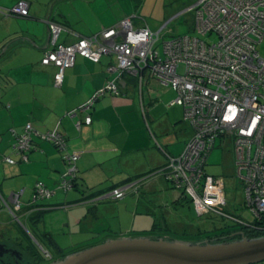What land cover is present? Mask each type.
Listing matches in <instances>:
<instances>
[{"label":"crops","instance_id":"0c3cea01","mask_svg":"<svg viewBox=\"0 0 264 264\" xmlns=\"http://www.w3.org/2000/svg\"><path fill=\"white\" fill-rule=\"evenodd\" d=\"M20 1L28 3V17L0 15V198H3L2 191L11 190L9 197L22 192L19 201L26 206L34 184L42 182L53 194L36 203L34 211H42L38 228L31 226L28 214L25 218L36 233L34 236L45 239L47 244V235L56 241L51 231L46 230L47 222L51 229L58 226L54 229L56 232L71 238L84 232L94 237L108 234L110 224L100 221L102 209L107 206L100 208V205L105 200L124 201L125 197L112 199L111 192L134 181L139 182L143 192L159 194V197L165 195L164 200L169 194L173 206H179L178 192L171 189L159 173L168 164V158L178 157L183 152L191 136V129L182 121L181 107L170 104L176 93L148 73L141 86L135 77L123 73L118 84L119 95L105 94L86 112L69 117V112H76L107 82L116 78V74L106 72V67L114 62L113 57L102 56L94 62L76 55L73 66L64 70L59 86L54 84L56 67L40 63L45 51L51 48L48 20H54L63 28L56 43L72 45L129 19L134 0H0V8L10 10ZM140 24L134 23L136 27ZM88 114L91 123L77 128V122L83 123ZM27 123L33 128V145L28 162L21 163L11 149L12 132L21 133ZM52 130L66 138L67 152L78 155L75 167L80 190L63 193L57 189L67 166L61 153L38 137ZM6 157L17 163L7 164ZM90 191L106 194L85 200L83 193L86 195ZM128 194L133 201L132 204L125 201V210H131L133 205L137 211L138 201L135 204L136 198ZM24 195L28 196L25 203L21 201ZM164 205L168 207L166 202ZM57 210L65 211L63 221H53ZM145 211L149 214L144 218L151 222L150 211ZM113 218L119 226L120 217ZM96 222L101 225L97 233L94 232ZM59 242L56 241L60 248L69 247Z\"/></svg>","mask_w":264,"mask_h":264},{"label":"built area","instance_id":"2783aa9c","mask_svg":"<svg viewBox=\"0 0 264 264\" xmlns=\"http://www.w3.org/2000/svg\"><path fill=\"white\" fill-rule=\"evenodd\" d=\"M191 12V34L168 39L151 31L141 19L140 27H136L134 19L138 16L132 15L97 35L63 45L56 43L62 27L48 21L51 48L40 63L56 67L54 84L59 86L64 70L73 66L76 55L94 62L102 56L113 57L106 72L116 74V78L78 112H86L95 99L107 93L119 95L123 73L135 77L139 86L148 73L170 87L176 93L170 104L182 108V118L191 127L192 136L178 157L168 158L165 179L174 181L178 198L191 199L198 217L214 214L244 225L223 211L224 178L205 174L203 165L216 140L231 143L234 176L243 189L244 207L255 219H264V0H200ZM0 14L26 17L28 3L20 1L10 10L0 8ZM67 116H75V111ZM90 123L91 118L85 116L84 124ZM76 127H80V122ZM32 134L29 123L15 134L12 150L21 162L28 161ZM38 137L55 145L67 166L57 189L63 193L73 190L71 180L76 175L78 155L67 152L63 136L56 130ZM4 161L15 163L10 157ZM128 189L127 185L117 187L110 196L120 200ZM21 194L12 196L15 211L21 208ZM52 194L42 182H37L32 202L46 200ZM45 258L50 260L51 256L45 254Z\"/></svg>","mask_w":264,"mask_h":264},{"label":"rangeland","instance_id":"374dc122","mask_svg":"<svg viewBox=\"0 0 264 264\" xmlns=\"http://www.w3.org/2000/svg\"><path fill=\"white\" fill-rule=\"evenodd\" d=\"M199 1L200 0H134L135 6L134 9L131 10L133 12L131 16H138V19H134L135 23L139 24V19H141L145 22L150 30H152L153 32H158L163 39H168L174 36L184 35L189 32L193 25L191 10L199 3ZM144 22H142V24H144ZM263 49L264 43L262 44V50ZM181 71L182 69L180 67L178 72L181 73ZM232 160L233 153L231 146H220L219 142L217 141L215 149L209 155L205 170L209 176H221L224 178L226 200L228 202V205L226 204L227 207L225 208L229 207L237 217L243 219L244 221L251 222L253 221V215L247 208L244 207L243 189L241 185L238 184V182L235 180ZM0 172H2L1 169ZM12 187V189L16 192L19 191L16 187ZM2 192L4 193L2 194L3 198H0V223H5V226L0 227V231H2L1 234H4V236H9L12 240L18 241L19 243L23 244L24 250H36L40 255L41 248H43L44 250L49 251L53 254L52 249L48 245L49 239L46 238V240H48L47 244L45 243V239L40 240L39 238H36L34 236L36 235V233L30 229V225L26 222L25 216L18 214L17 217H19V220L17 222V220L12 217L9 211L5 207L1 206L2 199L7 201L11 190L9 192ZM164 196L165 195H161V197H159V194H148L147 192H143L142 194H140L139 200H135V204L137 203V201L139 203L136 206L139 208L137 211H135L133 205L130 207L131 210L127 209L128 211H126L124 208L125 201H131L132 204L133 200L130 199V196H125V198L123 199L124 201L105 200L103 203H101L100 208L102 206H107V208L102 209L100 221L110 224L111 228L107 229L109 231L108 234L100 233V235L94 237L89 236L88 233L84 232L80 235H74L72 236L73 238H71L67 235L64 236L61 233L56 232L54 229H58V226H55L54 229H51V225L48 222L46 224V230L51 231L57 242L60 241L63 244L69 246L65 251L76 248L85 249L88 248L84 247L86 245L94 244L96 242H99L100 240L104 242L107 239L118 238L119 234H125L128 237L150 236L157 238L158 235L156 234H162L164 232L162 231L161 233V231L159 230L155 234L154 232L150 233V231L152 229L154 220H162L159 211L161 205H164L165 202L167 203V210L169 211L168 213H166L165 219L170 220L173 217L170 221H172L173 219L175 221H178V223L175 224L172 228L173 232H175V230L183 231L179 228L181 226H186L184 231H186L187 235H192L193 231H196L195 229H197L199 225H208L207 223L209 222V219H207L206 217H198L194 211L191 201L188 198L181 201L183 203L182 205H179L176 207V209H173L174 206L172 204V200H170L169 194H166L165 200L163 199ZM27 199V195L21 197V201L23 203H25ZM167 200H169L170 202ZM161 208L164 207L162 206ZM145 209H148L150 211L151 215L149 217H151L152 219L151 222L144 218V216L149 214L146 213ZM110 210L114 211L113 215L111 214ZM134 215L135 220L133 218ZM114 216L120 217L121 221L119 226L117 221L115 222V218H113ZM54 217L55 220L53 221H63L65 219V211L57 210ZM210 220L214 225L225 223L224 221L219 220L217 217L210 218ZM56 224H59V222H57ZM94 225H96L94 232L97 233V230H99L101 227L100 222H96ZM64 232L67 234L66 230ZM168 233L171 234V236L173 235L170 232ZM110 236L113 237L110 238ZM161 236L165 238L169 237V235ZM173 236L176 237L175 235ZM184 238L190 239V236H186ZM234 240H239L236 235L227 238V241L225 242H231ZM175 241L182 240L175 239Z\"/></svg>","mask_w":264,"mask_h":264},{"label":"water","instance_id":"95a60500","mask_svg":"<svg viewBox=\"0 0 264 264\" xmlns=\"http://www.w3.org/2000/svg\"><path fill=\"white\" fill-rule=\"evenodd\" d=\"M63 28L59 31V33ZM49 33V31H48ZM58 33V35H59ZM57 35V38H58ZM138 181L127 185L129 188ZM16 194V193H15ZM7 202L12 201V196ZM3 200V199H2ZM6 203L5 200H3ZM10 205V204H9ZM15 220L19 217L14 215ZM20 224V223H19ZM49 244L59 252L56 242ZM8 252L0 243V251ZM42 254L50 255L41 248ZM264 236L231 242H184L151 237H118L66 255L49 264H262Z\"/></svg>","mask_w":264,"mask_h":264},{"label":"trees","instance_id":"16d2710c","mask_svg":"<svg viewBox=\"0 0 264 264\" xmlns=\"http://www.w3.org/2000/svg\"><path fill=\"white\" fill-rule=\"evenodd\" d=\"M192 13V12H191ZM0 15H2L3 17H17V16H12V15H7V16H5V15H3V14H0ZM26 17H28V15L26 16ZM21 18H24V17H21ZM49 22H53V23H56L54 20H48ZM57 24V23H56ZM62 27V26H61ZM188 33H190L191 34V31H189ZM108 94V93H107ZM115 96V95H114ZM100 98V97H99ZM98 99V98H97ZM97 99H95V100H97ZM94 100V101H95ZM94 101H93V103H94ZM93 103H92V105H93ZM92 107V106H91ZM90 107V108H91ZM180 107V106H179ZM89 108V109H90ZM182 109V108H181ZM78 112V109H76V112H75V115H76V113ZM70 113V112H69ZM84 113V112H83ZM85 116H89V114L88 115H85ZM90 117V116H89ZM85 118V117H84ZM84 118H83V123H81L80 121V125L81 124H84ZM91 118V117H90ZM182 121L184 122V123H186L184 120H183V118H182ZM187 124V126L191 129V127L189 126V124L188 123H186ZM81 127V126H80ZM24 128V127H23ZM23 131V130H22ZM150 131V130H149ZM15 134H19V133H16L15 132ZM15 134H13L12 133V137H13V142H12V144H11V149H12V145H13V143H14V139H15ZM61 134V133H60ZM63 136V135H62ZM191 136H192V129H191ZM191 136H190V138H191ZM32 138V137H31ZM63 139H64V142H65V144L67 145V143H66V138L63 136L62 137ZM189 138V139H190ZM154 139V138H153ZM188 139V140H189ZM32 140V139H31ZM217 141L218 140H216L215 141V145H214V147L211 149V151L209 152V155L211 154V152L215 149V146H216V144H217ZM188 142V141H187ZM186 142V143H187ZM219 142V141H218ZM31 144L33 145V141H31ZM32 145H31V148H32ZM186 145V144H185ZM219 145L220 146H231V148H232V145H231V143H221V142H219ZM55 149L57 148L55 145H52ZM31 148H30V150H31ZM66 149H67V147H66ZM58 151V150H57ZM12 152L14 153V151L12 150ZM30 152V151H29ZM233 153V152H232ZM15 154V153H14ZM16 155V154H15ZM209 155H208V158H209ZM17 156H19V155H17ZM11 158V157H10ZM175 158V157H174ZM208 158H207V160L205 161V163H204V165H203V170L205 171V174H207V172H206V170H205V167H206V165H207V162H208ZM14 160V159H13ZM15 161V160H14ZM19 162H21L20 161V159H19ZM28 162V161H27ZM15 163H17L16 161H15ZM14 163V164H15ZM21 163H24V162H21ZM26 163V162H25ZM232 163H233V160H232ZM8 164V163H7ZM66 165V164H65ZM167 165H165V168L163 169H161V171L159 172L160 174H162L163 176H164V178H165V173H167ZM233 169H234V167H233ZM208 175V174H207ZM166 180V179H165ZM173 180V179H172ZM236 180V179H235ZM167 181V180H166ZM237 181V180H236ZM37 182H40V181H37ZM36 182V183H37ZM168 182V184H169V187L171 188V189H173V190H175L174 189V186H173V183H174V181H171V182H169V181H167ZM238 182V181H237ZM35 183V184H36ZM34 184V185H35ZM239 184V183H238ZM71 185L73 186L72 188H73V190H80V188L78 187L79 186V183H78V178H77V176L75 175L74 176V178L71 180ZM142 187L140 186V184H137V185H135V186H133V187H131L130 189H128L127 191H126V194L124 195V197L125 196H128L129 194L128 193H132L133 194V196L137 199V200H139V196H140V194H142L143 193V191H142V193H141V189ZM115 189V188H114ZM34 194V187H33V192H32V195ZM84 195V199L85 200H89V199H93V198H97V197H99V196H103L104 194H106V193H104L103 191L101 192V191H95V192H93V191H90V192H88L86 195H85V192L83 193ZM123 197V198H124ZM189 199L190 201H191V199L189 198V197H187V196H184L183 198H179V201L177 202V204H179V205H182L183 203L181 202V201H183V200H185V199ZM40 201H44V200H39V201H37V202H40ZM37 202H32V196H31V199L29 200V203L28 204H26V206L25 205H23L21 202H20V204H21V208L19 209V210H17V211H15V210H13V208H12V206L11 205H9V203L6 201V204H7V206L4 204V201L2 200V204H1V206L2 207H5L8 211H9V213L12 215V214H14L16 217H17V215L19 214H23L24 216L25 215H27L28 214V216H27V220H30V221H32V224H31V226L32 227H34L35 229H37L38 227H37V222L38 221H40V216H41V214H42V211H34V209L37 207ZM226 204L228 205V202H227V200H226ZM161 205V204H160ZM164 207V208H161V207ZM161 207H160V216H161V221H156V220H154V222H153V225H152V229H151V231H150V233L151 232H154L155 234L157 233V231H161V233H162V231L164 232V233H162V234H156V235H158V237L157 238H162V239H167V240H175V239H181L182 241H184V242H191V243H198V242H203V241H207V242H214V243H218V242H225V241H227V238H230L231 236H237V238L238 239H240V238H242V237H244V238H247V239H255V238H260V237H263L264 236V219H261V220H259V219H255L254 217H253V221H251V222H248V221H244L243 219H241V218H239V217H237L235 214H234V212L233 211H231V209L228 207V208H225L223 211H224V213L226 214V215H228V214H230L232 217H234V218H237V219H240V221L241 222H243V224L244 223H246V224H244V225H241V224H238V223H234L233 221H230V220H228V219H225V217H220V216H217V215H214V214H207V215H204V216H202L203 218L204 217H206L207 219H209V222L207 223L208 225H206V226H203L202 224L201 225H199V227L197 228V229H195L196 231H193V233H192V235H187L186 234V231H184V229H185V227H183V226H181L179 229H182L183 231H176L175 230V232H173V230H172V228L174 227V225L175 224H177L178 223V221H175L174 219L172 220V221H170V220H166L165 219V216H166V213H168L169 211L167 210V208H166V206L165 205H161ZM225 207H227V206H225ZM173 209H176V206L173 208ZM33 210V211H32ZM29 211H32V213H30L29 214ZM215 217H217L219 220H221V221H224L225 223L224 224H220V225H214L213 223H212V221L210 220V218H215ZM219 226V227H218ZM169 230V231H168ZM168 232H170V233H172L173 235H175L176 237H174L173 235L171 236V234H169ZM178 232H180V233H178ZM178 233V234H177ZM169 235V237H167V238H165V237H162L161 235H166V236H168ZM4 235V234H3ZM151 235H154V234H151ZM186 236H190V239H186V238H184V237H186ZM47 237H48V239H50V240H52V241H54L53 239H52V237L51 236H49V235H47ZM180 237V238H179ZM181 237H183V238H181ZM152 239H157L156 237H151ZM186 240V241H185ZM55 242V241H54ZM97 243H102V240H100L99 242H96V243H94V244H90V245H86V246H84V247H90L91 245H95V244H97ZM57 244V243H56ZM49 245V247L52 249V247L50 246V244H48ZM57 247H58V249H59V252H57V251H55L54 249H52V251H53V254L51 253V259L50 260H47L42 254H38L37 253V251L36 250H34V251H32V250H29V249H27V251L29 252V254H32L33 255V257H35V260H36V262L37 263H39V264H49V263H51V262H53V261H56V260H60V259H62L63 257H65L66 255H68V254H71V253H74V252H77V251H80V250H82V248L81 249H79V248H76V249H69V250H67V251H65L66 249H62V248H60L59 246H58V244H57ZM83 247V248H84ZM262 264H264V263H262Z\"/></svg>","mask_w":264,"mask_h":264},{"label":"flooded vegetation","instance_id":"af4514ba","mask_svg":"<svg viewBox=\"0 0 264 264\" xmlns=\"http://www.w3.org/2000/svg\"><path fill=\"white\" fill-rule=\"evenodd\" d=\"M12 217H14V214H12ZM0 243L4 246V249L8 250L5 253L2 250L0 251V264H39L32 254L23 249V244L15 242L9 236L0 234Z\"/></svg>","mask_w":264,"mask_h":264},{"label":"bare ground","instance_id":"6f19581e","mask_svg":"<svg viewBox=\"0 0 264 264\" xmlns=\"http://www.w3.org/2000/svg\"><path fill=\"white\" fill-rule=\"evenodd\" d=\"M63 77V76H62Z\"/></svg>","mask_w":264,"mask_h":264}]
</instances>
